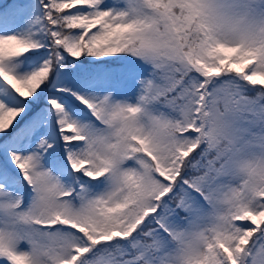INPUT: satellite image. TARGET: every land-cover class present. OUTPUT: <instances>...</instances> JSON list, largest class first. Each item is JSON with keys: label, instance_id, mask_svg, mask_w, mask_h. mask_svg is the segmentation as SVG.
<instances>
[{"label": "snow or ice", "instance_id": "6c2138e0", "mask_svg": "<svg viewBox=\"0 0 264 264\" xmlns=\"http://www.w3.org/2000/svg\"><path fill=\"white\" fill-rule=\"evenodd\" d=\"M0 264H264V0H0Z\"/></svg>", "mask_w": 264, "mask_h": 264}]
</instances>
